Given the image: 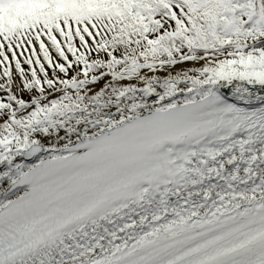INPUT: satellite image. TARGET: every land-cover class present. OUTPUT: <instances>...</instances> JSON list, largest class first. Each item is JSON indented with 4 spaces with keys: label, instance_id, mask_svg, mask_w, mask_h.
<instances>
[{
    "label": "snow or ice",
    "instance_id": "6c2138e0",
    "mask_svg": "<svg viewBox=\"0 0 264 264\" xmlns=\"http://www.w3.org/2000/svg\"><path fill=\"white\" fill-rule=\"evenodd\" d=\"M0 264H264V0H0Z\"/></svg>",
    "mask_w": 264,
    "mask_h": 264
}]
</instances>
